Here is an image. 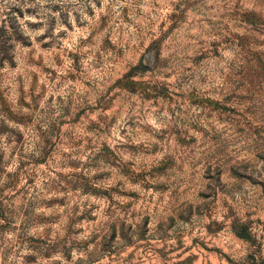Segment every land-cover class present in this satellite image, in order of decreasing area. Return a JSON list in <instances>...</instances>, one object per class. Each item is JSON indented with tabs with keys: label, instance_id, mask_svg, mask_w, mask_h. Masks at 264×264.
Masks as SVG:
<instances>
[{
	"label": "rangeland",
	"instance_id": "obj_1",
	"mask_svg": "<svg viewBox=\"0 0 264 264\" xmlns=\"http://www.w3.org/2000/svg\"><path fill=\"white\" fill-rule=\"evenodd\" d=\"M0 264H264V0H0Z\"/></svg>",
	"mask_w": 264,
	"mask_h": 264
}]
</instances>
